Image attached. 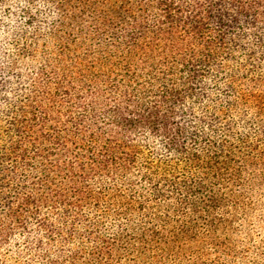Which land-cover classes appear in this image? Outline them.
I'll return each mask as SVG.
<instances>
[{
    "label": "trees",
    "instance_id": "obj_1",
    "mask_svg": "<svg viewBox=\"0 0 264 264\" xmlns=\"http://www.w3.org/2000/svg\"><path fill=\"white\" fill-rule=\"evenodd\" d=\"M233 219L264 229V0H0V264H200Z\"/></svg>",
    "mask_w": 264,
    "mask_h": 264
},
{
    "label": "rangeland",
    "instance_id": "obj_2",
    "mask_svg": "<svg viewBox=\"0 0 264 264\" xmlns=\"http://www.w3.org/2000/svg\"><path fill=\"white\" fill-rule=\"evenodd\" d=\"M219 212L235 214L234 210L232 211L230 208L222 209ZM218 234L220 241L227 243L229 249L225 252L217 250L209 241L199 244L198 246L203 249L201 253L205 257V260L200 264H248L249 261H260L264 255V229L261 233L255 229L247 232L246 228L233 219L232 223L220 227ZM191 246L195 247L196 245Z\"/></svg>",
    "mask_w": 264,
    "mask_h": 264
}]
</instances>
